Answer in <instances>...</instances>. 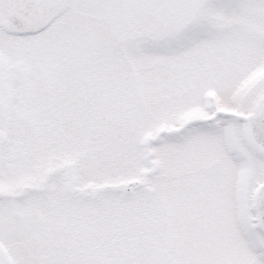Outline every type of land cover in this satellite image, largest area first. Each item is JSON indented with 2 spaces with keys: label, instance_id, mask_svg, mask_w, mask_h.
I'll use <instances>...</instances> for the list:
<instances>
[{
  "label": "snow or ice",
  "instance_id": "6c2138e0",
  "mask_svg": "<svg viewBox=\"0 0 264 264\" xmlns=\"http://www.w3.org/2000/svg\"><path fill=\"white\" fill-rule=\"evenodd\" d=\"M0 264H264V0H0Z\"/></svg>",
  "mask_w": 264,
  "mask_h": 264
}]
</instances>
